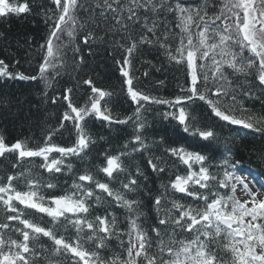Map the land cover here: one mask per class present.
<instances>
[{
	"label": "snow or ice",
	"instance_id": "obj_1",
	"mask_svg": "<svg viewBox=\"0 0 264 264\" xmlns=\"http://www.w3.org/2000/svg\"><path fill=\"white\" fill-rule=\"evenodd\" d=\"M48 2L45 7L28 0H0V17L30 14L33 7H39L48 27L37 49L40 60L36 74L10 71L0 59V81H42L44 103L66 102L57 126L45 131L41 144L33 146L27 139L9 143L0 135V158L14 154V169L24 162L29 165L7 175L6 181L0 177V264H41L42 260L45 264H69V260L70 264H264V181L252 177V183H258L253 191L240 174V161L233 162V153L227 148L213 149V141L221 142L215 129L190 118L187 111L188 102L199 100L219 121L264 136V112L249 110L240 99L241 95L253 96L255 89L264 94V0H220L218 5L215 0L191 5L181 0ZM81 35L90 54L92 44L109 41L124 49L122 60L116 63L127 98L136 106L131 116L114 112L106 99L113 93L95 86L91 79L83 81L91 90L83 105L73 102V87L49 96V90L65 74L69 51L75 67L84 63ZM144 45L157 48L170 63L186 64L187 87L180 86L184 95L165 99L135 86L132 58ZM234 74L244 79L234 82ZM0 103L7 101L0 97ZM149 104L172 108V112L164 113L165 119L171 117L186 134L170 143L161 137L167 145L164 153L151 152L152 145H159L144 135L147 121L142 113ZM96 121L102 126L134 124L129 143L116 154H103L98 172L107 177L106 181L90 170L73 173L71 158L83 160L96 143ZM61 130L69 131L70 145L54 142L57 134H63ZM129 149L148 153L147 165L152 172L176 170L174 179L161 184L158 194L147 191L157 221L149 229L141 222L143 200L137 198L141 189L147 188L141 181L147 176L140 167L135 173L126 167L122 157L129 155ZM33 158H39V163ZM177 161L186 174L179 173ZM213 168L222 170V175L214 174ZM125 172L126 176L120 175ZM67 173H73L69 189L59 182V176ZM116 181L118 188L113 184ZM237 185H242L248 199L236 197ZM46 189L54 191L46 193ZM177 193L182 195L177 197ZM105 203L104 214L94 215ZM121 208L126 213L123 221L116 214ZM26 210L48 217L50 224L41 223ZM13 221L18 226L10 223ZM69 227L75 230V238L65 235ZM9 232L22 239L13 238ZM183 233L191 234V238L182 237ZM41 236L51 242L50 247L39 243ZM113 238L120 241L126 257L102 255L101 250ZM86 242L93 246L87 247Z\"/></svg>",
	"mask_w": 264,
	"mask_h": 264
},
{
	"label": "trees",
	"instance_id": "obj_2",
	"mask_svg": "<svg viewBox=\"0 0 264 264\" xmlns=\"http://www.w3.org/2000/svg\"><path fill=\"white\" fill-rule=\"evenodd\" d=\"M23 2V0H21ZM30 4H43L45 7L49 6L48 0H28ZM185 4H196L201 0H181ZM218 5L220 0H215ZM54 7V6H52ZM40 8L33 7L30 14H23L20 16L0 17V59H3L9 65L10 71H20L25 74L35 75L38 71V62L40 54L37 49L38 46L48 33V27L45 24L44 17L39 14ZM171 23H175V19L170 17ZM94 27V26H91ZM178 31V29L176 30ZM79 42L81 43V54L84 57V63L75 67L73 64V55L71 51L67 54L68 65L65 74L58 78L59 84L54 89L49 90V96L60 94L65 87H73L75 90L72 94L74 103L83 105L87 97L91 95V90L83 81L91 79L95 86L106 91L112 92L113 95L109 100V107L114 112L121 116H131L135 111V105L127 98L126 90L123 85V77L120 75V66L116 63L117 60H122L125 54L123 48L114 46L111 41L107 43H96L91 45V54L89 48L82 44V35ZM175 46V42H173ZM143 51L134 55L132 75L134 77V84L137 88L148 91L151 95L174 99L177 95H184L181 92L180 86L187 87L186 83V64L178 65L174 62L170 63L163 55H160L157 48H150L147 45L142 46ZM247 55V53H245ZM18 61V63H17ZM150 61L151 63H147ZM147 72V76H145ZM234 82H240L244 78L239 75H233ZM250 79H254L251 77ZM43 89L42 81H0V97L6 99L7 103H0V135H3L7 142L12 143L18 139H27L33 146L39 145L43 142L44 133L50 127H56L62 113L66 108V102L53 105L50 101L43 102L41 90ZM259 89L254 90L253 96H240L244 105L249 110L256 113L264 112V99H261ZM104 102L102 101V104ZM146 111L142 113V119L147 121L144 135L147 136L151 143L153 140L159 145H152L150 151L153 153H164L167 146L161 142V137L166 138L169 143L171 141L181 140L186 134L179 131L177 122L171 117L165 119V112H172L173 109L165 104H149L145 105ZM237 115H239V105H237ZM187 111L190 118L202 121L206 125L215 129L220 143L212 142L213 149L223 151L225 148L233 153V162L240 161V174L250 185L255 189L257 184L252 183V177H255L258 182L264 181V136L259 133L251 132L250 130L242 129L239 126L228 125L218 118L210 115V109L202 101L196 100L188 102ZM71 128V124L68 125ZM61 134L54 137V142L61 146L70 145L73 141L70 139L69 131L61 130ZM94 134L96 143L91 145L88 154L84 156L83 160L72 157L73 173L79 174L85 170H90L98 179L103 181L107 177L103 173L98 172L99 166L104 161V153L116 154L126 143H129L134 134L133 121L127 124H112L111 126H102V122H95ZM102 137V139H101ZM191 141V138H187ZM227 143H223V141ZM58 155V154H53ZM149 159L148 153L143 155L140 152H131L129 155L122 157L126 167L135 173L136 168L140 167L147 176V179L141 178L143 184L147 185L146 189H141L140 197L143 204L141 211L144 215L141 217V222L145 229L157 223L155 209L150 207V197L147 191L151 190L152 195L158 194L161 189V184H165L169 179H174L175 171L165 173H155L147 165ZM35 163H39V158H33ZM16 163L14 154H5L4 158H0V177L6 181L7 175L15 174L23 167H28V163L24 162L18 168H13L12 165ZM219 163V160L216 161ZM178 171L180 174L185 173V167L177 161ZM40 171L39 169H34ZM214 174L222 175V170L213 168ZM73 173L59 176V182L65 189H69ZM128 173H122L121 176H126ZM47 176V173L44 174ZM13 183H17L14 181ZM215 183V182H213ZM115 187H119V181L113 182ZM242 186V185H241ZM238 188L235 193L238 199ZM54 190L46 189L45 192H52ZM59 192V190H55ZM203 191V190H201ZM224 192V189L220 190ZM106 196V194L101 193ZM182 194L177 193L180 197ZM191 200L190 197L186 198ZM170 206V204H169ZM108 205L102 204L93 214H104V208ZM30 215L36 216L41 223L50 224V219L42 214L34 213L32 210H26ZM116 214L123 217L126 215L124 209H116ZM14 226H18V222H10ZM127 230V225H123ZM22 227V226H19ZM162 227V226H161ZM170 228V226H169ZM13 238H20L15 232H9ZM65 235L75 238V230L69 227ZM155 235L154 233L152 234ZM182 237L191 238V234L183 233ZM7 238V236H6ZM125 245L128 237H124ZM39 243L45 246H51V242L45 237L39 238ZM87 247L93 245L86 242ZM215 248V244L212 245ZM155 251V249H153ZM102 255L106 258H111L118 254L121 257H126V253L120 246V241L113 238L108 247L101 250ZM41 264H45L42 260ZM70 264V260H69Z\"/></svg>",
	"mask_w": 264,
	"mask_h": 264
},
{
	"label": "rangeland",
	"instance_id": "obj_3",
	"mask_svg": "<svg viewBox=\"0 0 264 264\" xmlns=\"http://www.w3.org/2000/svg\"><path fill=\"white\" fill-rule=\"evenodd\" d=\"M245 182L248 183L247 181H245ZM249 187L252 188L253 191H256V189L252 185L249 184ZM238 195H239V198H240L241 201H243L245 199H248V197L242 191V186L241 185H239V188H238Z\"/></svg>",
	"mask_w": 264,
	"mask_h": 264
}]
</instances>
